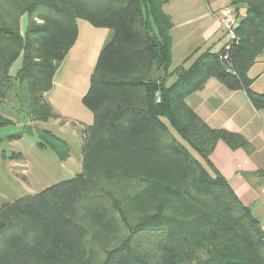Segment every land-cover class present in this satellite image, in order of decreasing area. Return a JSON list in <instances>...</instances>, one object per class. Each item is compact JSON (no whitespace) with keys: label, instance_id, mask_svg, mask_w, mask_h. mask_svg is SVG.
Returning a JSON list of instances; mask_svg holds the SVG:
<instances>
[{"label":"trees","instance_id":"trees-1","mask_svg":"<svg viewBox=\"0 0 264 264\" xmlns=\"http://www.w3.org/2000/svg\"><path fill=\"white\" fill-rule=\"evenodd\" d=\"M239 2L246 15L231 68L219 52L205 55L208 65L179 68L167 85L171 22L162 0H0V103L14 92L36 120L56 116L44 92L77 19L109 30L82 98L94 116L83 129L82 169L0 205V264H264L259 220L210 160L218 141L248 143L210 128L184 101L213 74L264 110V92L247 76L264 48V0ZM9 124L0 114V127ZM49 133L40 143L65 160L68 145ZM92 235L104 240L89 244Z\"/></svg>","mask_w":264,"mask_h":264},{"label":"crops","instance_id":"crops-1","mask_svg":"<svg viewBox=\"0 0 264 264\" xmlns=\"http://www.w3.org/2000/svg\"><path fill=\"white\" fill-rule=\"evenodd\" d=\"M223 10L231 16L233 13L237 24L246 15V5L233 0H162L161 11L171 22V74L166 79L167 85L176 81V70H187L196 64L208 65L204 56L216 54L226 44L228 35L219 20ZM25 22L26 17H21L23 27ZM76 23V39L54 71L52 85L44 92V98L56 114L47 121L56 128L59 134L56 136H68L70 132L63 130L69 125L73 132L80 134L82 148L80 130L91 125L94 118L82 98L89 89L91 72L109 30L95 27L84 19H77ZM18 65L13 64L15 70ZM197 76L195 81L202 79L201 75ZM247 76L253 92H264V48L247 70ZM184 101L210 128L238 133L246 139L248 147L236 149L218 141L210 160L239 199L252 205L264 228V110L256 109L244 90L230 89L213 74L205 75L201 85L191 90ZM80 160L82 169V154Z\"/></svg>","mask_w":264,"mask_h":264},{"label":"rangeland","instance_id":"rangeland-1","mask_svg":"<svg viewBox=\"0 0 264 264\" xmlns=\"http://www.w3.org/2000/svg\"><path fill=\"white\" fill-rule=\"evenodd\" d=\"M232 15L234 16L233 13ZM223 16L233 17L227 10L221 11L219 18ZM15 64L18 65L20 62L17 61ZM14 70L15 67H12V73ZM0 114L11 121V124L0 127V205L22 196L35 194L80 172V134L73 132L69 125L66 126L68 129L63 130V132H70L69 135L61 134V138L63 137L62 139L68 143L69 157L66 160H59L47 145L40 143L38 135L40 134L44 140L48 141H52V138L48 136L51 135L49 129H52L53 134L59 135L56 128L47 122L49 119L40 121L28 116L23 103L14 92H10L7 99L0 103ZM20 131H22L20 138L9 139V135ZM80 132L83 133V130ZM241 203L247 206L257 218L251 208L252 205H246L242 201ZM97 238L96 235H92L87 243L94 244L96 241L104 240Z\"/></svg>","mask_w":264,"mask_h":264},{"label":"built area","instance_id":"built-area-1","mask_svg":"<svg viewBox=\"0 0 264 264\" xmlns=\"http://www.w3.org/2000/svg\"><path fill=\"white\" fill-rule=\"evenodd\" d=\"M221 24L223 27H225V31L228 35V40L226 44L223 46L221 51H219L217 58L218 60L228 69L231 68L232 62L230 59V51L233 49V47L238 43L239 38L235 34V28L237 26V21L234 17L229 16H223L221 19L219 18ZM262 241L264 243V230H263V237Z\"/></svg>","mask_w":264,"mask_h":264}]
</instances>
